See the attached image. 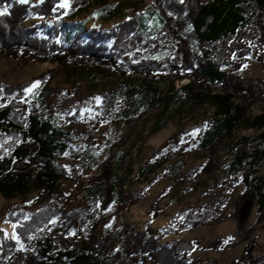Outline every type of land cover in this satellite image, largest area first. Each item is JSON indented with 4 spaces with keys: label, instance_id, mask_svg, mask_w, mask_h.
<instances>
[{
    "label": "trees",
    "instance_id": "1",
    "mask_svg": "<svg viewBox=\"0 0 264 264\" xmlns=\"http://www.w3.org/2000/svg\"><path fill=\"white\" fill-rule=\"evenodd\" d=\"M91 1L75 0L65 10L60 6L61 0H41L34 6L18 0H0V13H3L0 14V53L23 62L58 65L35 79L37 89L30 94L32 84L0 85V194L12 198L36 192V200L39 199L38 209L27 219H23V212L11 219L19 223L16 231L25 245L24 250L0 233V264H113L124 256L136 264H199V260L186 262L198 243L179 240L173 246L160 245L158 238L139 231L131 237L127 247L113 250L117 238L114 232L104 230L97 237L101 217L91 202L100 201L106 208L113 201L110 189L111 192L116 189V184L121 187L123 181L116 184L112 181L110 188L105 189L113 170L106 179L89 177L87 186L83 185L85 203L71 208L63 196L62 183L83 184L79 175L91 172L93 156L81 150L77 159L80 165L70 171L56 164L68 150L67 132L61 127L86 124L97 131L108 124L129 122L134 125L139 120L138 111L164 109L174 91V82L180 77L189 78V84L176 92L175 102L212 107L213 115L205 121L207 127L201 129L195 143L183 145L182 135L174 134L140 168L138 178L148 180L149 175L162 171L179 183L176 167L169 164L163 167L169 162L168 154L174 149L192 151L209 158L211 165L215 163L220 145L224 144L229 157L228 172L244 188L237 211L248 202L263 216L264 176L260 175V167L264 163V111L254 117L249 113L264 98V81L238 76L235 72L241 66L237 64L233 65V71L225 70L224 59L237 52L247 57L255 44L259 61L264 64V0H134L138 6L149 3V13L160 24L156 37L144 35V20L135 10L130 19L109 31L91 29L73 36L72 27L65 24L66 18L85 11ZM29 16L40 22L24 27ZM163 40L176 46L178 58L174 62L149 59L164 49L159 44ZM187 44L199 45L202 57L188 59ZM87 63L101 74L105 73L106 63L109 67L120 63L136 74L153 76L163 72L172 80L167 90H163L161 84L149 83L131 90L128 98L121 89H111L100 95L98 105L83 99L76 107L77 112L73 116L65 115L63 126L59 127L43 111L57 93L48 83L60 70L83 69L82 65ZM119 103L125 106L123 112H118ZM85 109H90L91 113L87 114ZM82 112L85 113L81 116ZM156 128L151 131L156 132ZM243 129L254 135L234 140L235 133ZM208 168L204 174L208 173ZM148 182L147 188L156 180ZM120 205L128 206L126 201ZM222 206L223 202H217L198 212L181 210L167 232L178 234L222 219ZM238 223L242 231L244 224L239 219ZM252 231L246 229L242 239L247 244L240 257L230 264H264V253L254 256L252 252L255 243L249 240ZM219 244H212L211 248Z\"/></svg>",
    "mask_w": 264,
    "mask_h": 264
},
{
    "label": "rangeland",
    "instance_id": "2",
    "mask_svg": "<svg viewBox=\"0 0 264 264\" xmlns=\"http://www.w3.org/2000/svg\"><path fill=\"white\" fill-rule=\"evenodd\" d=\"M18 1L33 6L41 2V0ZM74 1L61 0L60 6L66 4L67 6L63 8L68 10ZM148 7L149 3L138 6L134 0H92L85 11L81 10L74 15H68L65 24L68 23L72 27L73 36L80 32L85 34L91 29L105 32L130 19L135 10L144 20V35L154 38L160 24L158 19L149 13ZM39 22L38 18L29 16L23 26L32 27ZM159 44L164 49L154 56L151 55L150 60L157 62L177 60L178 53L174 43L163 40ZM185 51L188 59L193 56L202 57L203 50L199 45L187 44ZM258 55L259 50L255 44L251 46V52L247 57H241L239 52L229 54L224 59L227 64L225 70L233 71V65L237 64L241 66L235 72L238 76L264 81V64L259 61ZM82 66H84L83 69H62L48 83L49 87L57 93L49 103V107H43V111L59 127L63 126L65 115L73 116L77 112L76 107L83 99L98 105L100 95L111 89H121L128 98L131 90L149 83L161 84L163 90H167L172 80L170 75L167 76L163 72L153 76L136 74L129 66L120 63L113 64L111 67L106 63L105 73L102 74L90 63ZM56 68L58 65L50 62H23L4 57L0 53V85L32 84L30 94L37 89L35 79ZM190 81L186 77L176 80L174 91L166 107L152 112L145 111V108L138 111L139 120L134 125L129 122L113 126L108 124L97 131L86 124H67L61 127L67 132L68 150L60 156L56 164L70 171L80 165L77 159L81 150L93 156V163L90 164L91 172H82L79 175L83 184L73 181L63 182L61 186L63 196L71 208L85 203L83 196H85L84 186H87V179L91 176L106 179L109 172L113 170L105 189L110 188L112 181L115 184L123 181L121 187L116 184V189L114 188L112 192L110 189L109 195L113 197V201L106 208L101 206L100 201L91 202H94L93 207L95 211L100 212L101 217L97 237L102 235L104 230H110L117 235L112 245L113 250L124 249L136 232L143 231L147 232L149 237L158 238L160 245L173 246L179 240L198 243L193 253L189 254L186 261L188 263L199 260L201 262L199 264L210 261L230 264L242 254L247 244L243 242V234L246 229H251L253 231L249 240L255 242L252 252L254 256H260L264 253V215L259 216L257 207L248 202L241 205L237 211V203L244 188L236 182V177L228 172L229 157L225 153L227 145H220L212 166L209 158L201 157L192 151L174 149L168 154L169 162L163 167L168 164L175 166L179 171V183H176L178 179L162 171L149 175L148 180H156L149 188H147L148 180L138 178L140 168L174 134L182 135L183 145L189 142L195 143L201 129L207 127L205 121L212 117L214 112L212 107L188 106V104L175 102L176 92L187 86ZM61 97L65 100H61ZM119 106L118 112H123L124 104L119 103ZM263 111L264 98L251 108L249 116L254 117ZM85 112L90 114L91 110L85 109ZM85 112L80 113L81 116ZM154 127H157L155 129L157 131L153 133L151 130ZM250 135L254 133L243 129L236 132L233 139ZM207 168L208 173L204 174ZM260 175L264 176V163L260 167ZM120 198L126 201L128 206L121 207L120 204L121 202L124 204V201ZM36 199V192L24 196L20 194L12 198H4L0 194V233H3L6 239L16 241L21 250L25 249V245L20 242L16 231L19 223L12 222L11 219L22 212L23 219H27L38 209L39 199ZM217 202H223L221 210L224 217L222 219H216L209 225L185 230L178 234L167 232L169 228H172V223L181 210L190 209L192 212H198L203 207L215 206ZM235 214L237 217L234 216ZM238 219L244 224L242 231L238 229ZM174 230H177V227ZM217 243H220L219 246L211 248L212 244ZM113 264L136 263L132 262L130 257L124 256L121 261H115Z\"/></svg>",
    "mask_w": 264,
    "mask_h": 264
},
{
    "label": "snow or ice",
    "instance_id": "3",
    "mask_svg": "<svg viewBox=\"0 0 264 264\" xmlns=\"http://www.w3.org/2000/svg\"><path fill=\"white\" fill-rule=\"evenodd\" d=\"M67 5L66 4H62L61 7H66ZM0 14H3V13H0ZM33 87H35V85H33ZM198 131V130H197ZM231 239V238H229ZM227 242V241H226Z\"/></svg>",
    "mask_w": 264,
    "mask_h": 264
},
{
    "label": "bare ground",
    "instance_id": "4",
    "mask_svg": "<svg viewBox=\"0 0 264 264\" xmlns=\"http://www.w3.org/2000/svg\"><path fill=\"white\" fill-rule=\"evenodd\" d=\"M159 139H162V138H159Z\"/></svg>",
    "mask_w": 264,
    "mask_h": 264
}]
</instances>
